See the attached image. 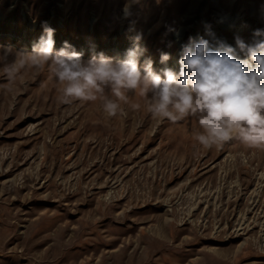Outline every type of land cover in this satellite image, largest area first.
<instances>
[{"label":"rangeland","instance_id":"1","mask_svg":"<svg viewBox=\"0 0 264 264\" xmlns=\"http://www.w3.org/2000/svg\"><path fill=\"white\" fill-rule=\"evenodd\" d=\"M45 25L84 60H122L139 37L141 66L178 72L189 37L251 42L264 0H0V46L30 53ZM62 87L0 67V264H264V151L205 149L194 119L153 118L138 91L108 117Z\"/></svg>","mask_w":264,"mask_h":264},{"label":"clouds","instance_id":"2","mask_svg":"<svg viewBox=\"0 0 264 264\" xmlns=\"http://www.w3.org/2000/svg\"><path fill=\"white\" fill-rule=\"evenodd\" d=\"M124 13L129 14L127 4ZM206 31L214 37L210 26ZM252 36L251 42L236 36L235 47L223 40L213 44L204 37H189L182 45L179 71L165 67L157 72L150 58L141 66L144 49L139 37L122 60L102 52L84 60L83 53L67 41L55 49L54 29L45 25L30 53L0 46V67L10 83L29 62L35 68L47 67L63 86L60 103L100 98L108 117L118 115V101L126 100L127 92L138 91L147 99L153 118L173 124L194 119L198 130L193 139L205 149L236 140L246 148L264 151V29L254 30ZM169 59L168 53L161 52L162 64ZM105 89L116 99L106 96Z\"/></svg>","mask_w":264,"mask_h":264},{"label":"bare ground","instance_id":"3","mask_svg":"<svg viewBox=\"0 0 264 264\" xmlns=\"http://www.w3.org/2000/svg\"><path fill=\"white\" fill-rule=\"evenodd\" d=\"M194 3V2H193ZM194 7V6H193ZM190 9V8H189ZM184 32V26H181L180 29L177 30V33L182 34ZM176 33V34H177ZM178 36V35H177ZM180 36V35H179ZM182 37V36H181ZM177 53H179V50H177Z\"/></svg>","mask_w":264,"mask_h":264}]
</instances>
